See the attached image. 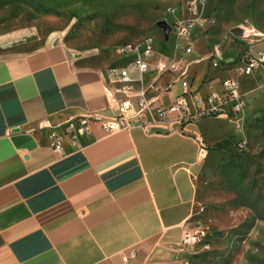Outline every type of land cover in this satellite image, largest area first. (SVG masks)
<instances>
[{"label":"crops","instance_id":"1","mask_svg":"<svg viewBox=\"0 0 264 264\" xmlns=\"http://www.w3.org/2000/svg\"><path fill=\"white\" fill-rule=\"evenodd\" d=\"M206 14L217 23L197 28L185 55L200 93L219 87L236 57L235 48L232 55L226 48L199 51L197 40L220 35L217 14ZM160 55L176 57L177 50ZM133 74L142 78L139 87L174 77ZM238 77L247 98L244 119L263 95L264 66ZM114 85L103 69L77 65L62 42L0 54V264H185L180 243L198 212L209 146L245 124L235 123L233 131L225 125L232 119L209 115L147 131L132 118L130 128L108 132L96 121L82 147L66 141L64 152L55 151L43 121L105 112ZM180 90L177 80L167 92L153 93L152 106L171 103Z\"/></svg>","mask_w":264,"mask_h":264},{"label":"rangeland","instance_id":"2","mask_svg":"<svg viewBox=\"0 0 264 264\" xmlns=\"http://www.w3.org/2000/svg\"><path fill=\"white\" fill-rule=\"evenodd\" d=\"M193 1L199 12L218 17L220 35L211 32L195 42L202 54L226 48L232 55L235 48L236 65L249 50H264L263 36L254 34L264 33V0H0V54L58 41L77 65L109 75L133 55L121 47L147 35L154 37L158 54L176 51L172 23L190 16L187 6ZM261 90L252 115L241 121L245 129L209 146L199 176L198 212L188 227L207 225L209 233L186 252L188 264H264V85ZM225 125L237 129L235 122Z\"/></svg>","mask_w":264,"mask_h":264},{"label":"built area","instance_id":"3","mask_svg":"<svg viewBox=\"0 0 264 264\" xmlns=\"http://www.w3.org/2000/svg\"><path fill=\"white\" fill-rule=\"evenodd\" d=\"M187 10L190 16L179 18L172 23L173 30L179 38L176 43V57L158 54L152 35L145 36L140 42L127 43L121 47L123 53L133 55L126 64L109 70L110 79L115 85L109 88L111 97L105 112L71 116L58 123H53L49 119L43 121L44 125L52 129L50 138L55 151L64 152L66 141L75 147H82L96 121L101 122L108 132L130 128L133 125L132 118H136L147 131L159 130L161 127L172 130L175 129L173 123L195 122L209 115L227 116L238 126L241 125L247 98L238 75L253 73L255 68L264 66V50H249L240 63L232 66L234 72L221 78L219 87L211 85L208 92H198L193 88L190 78L191 61L185 58V55L193 50L194 45L191 40L185 38H191L197 28L207 29L210 25L216 24L217 18L215 15L199 12L198 1L190 3ZM254 34L261 35L264 39L263 32L258 30L254 31ZM206 57L211 59L213 66H220L222 63L215 54ZM152 70L159 72L160 75L170 72L174 77L163 86L154 80L139 87L137 82L142 78L133 73L142 75ZM177 80L181 83V90L174 100L169 104L160 101L152 106L155 99L151 95L155 92H167ZM245 143L246 141L240 140L241 146ZM208 233L207 225L195 229L186 228L180 243L181 248L190 251L191 246ZM134 251L133 249L130 256H135ZM130 256H126L127 262ZM188 262L186 259L185 264Z\"/></svg>","mask_w":264,"mask_h":264},{"label":"trees","instance_id":"4","mask_svg":"<svg viewBox=\"0 0 264 264\" xmlns=\"http://www.w3.org/2000/svg\"><path fill=\"white\" fill-rule=\"evenodd\" d=\"M229 136V135H228ZM228 136H226V137H224V138H222V139H220V140H228L229 139V137ZM220 140H218V141H220ZM218 141H216V142H218ZM239 141H240V139H238V143H239ZM215 142V143H216Z\"/></svg>","mask_w":264,"mask_h":264}]
</instances>
